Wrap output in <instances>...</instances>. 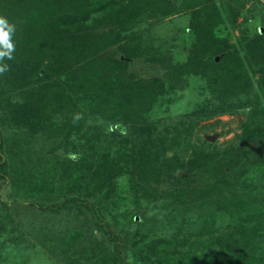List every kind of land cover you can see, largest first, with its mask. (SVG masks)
Returning <instances> with one entry per match:
<instances>
[{
	"label": "trees",
	"instance_id": "16d2710c",
	"mask_svg": "<svg viewBox=\"0 0 264 264\" xmlns=\"http://www.w3.org/2000/svg\"><path fill=\"white\" fill-rule=\"evenodd\" d=\"M0 1L2 16L5 12H18L15 17L36 15L25 18V25L17 30L23 39L13 35L16 47L26 43L21 54L2 62L10 70L0 75V99L7 100L5 107L18 117L14 126L26 128L30 138L38 134L58 139L64 152L70 148L81 152L79 159L53 153L58 171L51 166L39 172L31 162L34 169L19 167L17 178L29 183L38 177L43 193L73 189L82 197L94 195L103 208L112 207L108 210L117 232L100 225L108 239L95 241L85 236L90 225L86 222L67 240L88 239L91 248L68 251L61 264H264V67L240 68V62L245 63L229 42L230 23H212L206 14L199 16L194 10L187 26L174 28L163 42L146 31L120 44L135 31L132 26L120 27L114 17L106 21L116 11L109 0L87 2L85 12L73 11L71 0H59L43 13L38 7L45 0H26L22 12L18 0ZM166 1L144 0L138 10L128 9L129 22H141L137 17H144L146 5L154 7L152 17L180 13L172 9L178 7L172 0L165 9ZM189 2L186 8L199 0ZM209 12L226 14L220 8ZM105 26L114 27L110 33L97 32ZM177 40L185 47L184 61L172 51ZM221 45L236 54L222 73L220 59L211 56L218 54ZM121 47H125L124 57L118 52ZM133 61L137 65L148 62L157 73L137 79L129 71ZM258 71L261 74L255 77ZM198 78L207 85L200 95L194 93ZM28 85L35 89L20 103L10 105L11 92ZM176 90L181 94L191 90L189 95L197 98L193 106L200 113L213 115L243 106L247 116L242 132L225 148L212 147V139L193 131L189 115L176 122L156 118L158 101L172 103ZM5 107L0 103V109ZM76 114L82 118L74 121ZM101 119L111 125L121 123L125 129L108 130L98 123ZM50 176L59 179V184ZM157 199L166 215H151L153 223L159 221L148 228L151 237L135 229L131 247L126 245L123 254V245L118 243L121 233L136 210ZM143 244L148 247L141 248ZM129 255L134 261H127Z\"/></svg>",
	"mask_w": 264,
	"mask_h": 264
},
{
	"label": "rangeland",
	"instance_id": "374dc122",
	"mask_svg": "<svg viewBox=\"0 0 264 264\" xmlns=\"http://www.w3.org/2000/svg\"><path fill=\"white\" fill-rule=\"evenodd\" d=\"M22 4H25L26 0H21ZM92 0H71V9L77 12H85L84 9L87 6V2ZM113 3L116 11H111L106 21H110L114 17L116 21L120 22L125 28H130L135 31V34L128 35L123 38L119 43L124 44L129 39L136 37L138 34L149 32V35L157 42L165 41L169 34H173V29L180 27L183 29L186 27L187 22L190 20V8H186L183 3L178 7L172 9L177 10L180 13L174 14L169 17L149 16L154 12V7L146 5L142 15L137 17L139 23L129 22L131 16L127 14V10L131 11L134 8L137 10L139 6L143 4L144 0H109ZM198 1V0H197ZM201 1V0H200ZM204 1V0H203ZM202 1V2H203ZM2 2V1H0ZM19 2V0H18ZM59 0H45L38 7L39 13H43L45 9L52 8L53 4H58ZM176 0H172L174 4ZM194 2V0H193ZM228 2H231L228 4ZM19 3L16 4L18 6ZM137 4V5H136ZM206 4V2L204 3ZM203 4V5H204ZM210 4V3H209ZM215 4L216 6H212ZM218 4V5H217ZM232 4L231 6H227ZM156 5V3H155ZM205 14L211 19L212 23H230L229 42L232 43L233 48L239 51L240 68L243 66L251 68V66L257 67L259 64L264 67V28L263 31H259L261 27H264V0H213L210 6H206ZM109 8V7H108ZM165 9H169V3L166 1L164 4ZM210 8V9H209ZM216 8V11L220 8V11L226 12L224 16H218L215 12L210 13V10ZM188 9V16L183 15L182 11ZM34 11V12H38ZM3 14V13H2ZM18 12L11 13L6 16L9 23L15 24L16 31L14 35L18 40L23 39V33L19 32L25 25V18H33L36 15L29 14V16L15 17ZM112 14V15H111ZM115 15V16H113ZM159 18V19H158ZM201 17H198V19ZM135 20V19H134ZM236 20V21H235ZM249 20V21H248ZM186 22V23H185ZM35 24V23H34ZM92 24V23H91ZM114 26L100 27L97 32L104 31L110 33ZM217 28V26H215ZM19 30V31H17ZM129 33V32H128ZM259 33V35H258ZM258 35V37H256ZM261 35V36H260ZM246 36L247 38H241ZM171 38V37H169ZM181 39L180 34H177V39ZM12 39L13 36H12ZM104 38H100L102 40ZM107 40V39H106ZM105 40V41H106ZM38 45L37 40H33ZM26 43H20L16 47L13 54H21ZM175 46L172 47V51L176 54V59L181 61L185 60L186 52L185 47L174 41ZM178 44V45H177ZM218 49V54L211 55L215 60H219V71H228L229 64L227 61L236 59V54H231V49L227 45H221ZM218 47H213L216 50ZM30 49V47H27ZM38 49V47H34ZM225 49V50H224ZM39 51V50H38ZM40 49L39 52H41ZM227 53L225 55L224 52ZM119 54L124 57L125 47L118 49ZM38 54V52L36 53ZM41 54V53H40ZM45 53H42V55ZM223 55H225L223 57ZM212 58V59H213ZM218 61V62H219ZM129 71L133 72L137 79L143 77H149L157 73L155 66L148 64H136L134 61L131 63ZM261 74L257 72L255 77ZM198 86L194 90V93L200 95V91L206 90L207 85L202 78H198ZM264 83V77L261 80ZM193 85V81H192ZM35 89L32 85H28L25 89H18L12 91L9 104L14 105L20 103L26 93L29 90ZM200 89V90H199ZM199 90V91H198ZM193 91V90H192ZM238 91H240L238 89ZM191 92V90H188ZM181 90H176L172 95L174 101L169 104V101H162L157 103L158 109L156 110L155 117L162 118L163 121L173 119L175 122L179 121L185 116L189 115V118L193 124V131L198 135H201L203 139L213 140V145L225 148L231 143L238 134L242 132V124L246 119L245 108L236 107L228 108L226 110H220L213 115L208 111L200 113L194 106L197 104V98H193L189 93L181 94ZM194 93H192L194 95ZM5 99V97H3ZM2 99V98H1ZM2 107H5L7 100H1ZM264 101V97H263ZM194 105V106H193ZM13 110L9 111V108L0 109V165L5 164L3 168L0 166V264H61L64 263L63 259L67 257L68 251L91 248V242L88 239L77 238L75 243L67 240V236L71 235L75 231H79L84 224L89 223V231L87 238H93L95 241L107 242L108 237L105 234V227L108 225L112 227V230L117 232L114 219L108 209L110 206L103 208L100 203L95 201V196L91 194L90 198L82 197L73 189H70L66 193L58 192L55 190L53 194H47L40 191L41 180L38 177L29 182L18 179L17 174L20 167H31L33 165L37 167V171L41 172L42 169H50L51 166L55 170L57 167L54 165L56 159H53V153L57 155H65L69 159H79L81 152L78 150L69 149L64 152V149L59 145L58 139L41 138L36 134L33 137H29V132L26 128H18L14 125L18 123V117L11 114ZM195 112L196 115H192ZM17 113V110H16ZM15 113V114H16ZM23 119V118H22ZM2 121V122H1ZM17 122V123H15ZM99 124H104L108 130L124 131L125 127L118 123L111 125L110 123L99 120ZM4 125V126H3ZM26 143L31 147L26 146ZM51 153V154H50ZM171 154V152L169 153ZM26 171V170H25ZM58 171V168H57ZM55 171V175L56 172ZM178 171V170H177ZM21 172V170L19 171ZM54 174V173H53ZM55 184H59V179H55ZM57 178V177H56ZM59 193V194H58ZM47 194V195H46ZM58 195V196H57ZM161 199H157L150 205H146L139 210H136L134 217L131 218L126 225L125 230L121 233V237L118 243L123 245V254L126 250V245H130L131 236L135 229H140L141 232H146L147 237H151L152 233L148 231L150 225L159 221H152L151 215L164 213V209L160 206ZM128 206H131L128 204ZM208 205L203 206L207 207ZM112 209V207L110 208ZM101 213V214H99ZM103 214V215H102ZM157 214V215H159ZM161 215V214H160ZM166 215V214H165ZM87 222V223H86ZM141 223H144L142 226ZM148 239V238H147ZM146 239V240H147ZM146 244H143L141 248H147ZM125 257V256H124ZM56 261L54 262V260ZM128 262L134 261L132 255L127 258Z\"/></svg>",
	"mask_w": 264,
	"mask_h": 264
},
{
	"label": "clouds",
	"instance_id": "9594fccd",
	"mask_svg": "<svg viewBox=\"0 0 264 264\" xmlns=\"http://www.w3.org/2000/svg\"><path fill=\"white\" fill-rule=\"evenodd\" d=\"M16 31L15 24L8 22L6 17L0 15V75L7 73L10 66L7 63H2L5 59H13V53L16 50V45L12 40V36ZM82 117L80 114L74 116V121Z\"/></svg>",
	"mask_w": 264,
	"mask_h": 264
},
{
	"label": "crops",
	"instance_id": "0c3cea01",
	"mask_svg": "<svg viewBox=\"0 0 264 264\" xmlns=\"http://www.w3.org/2000/svg\"><path fill=\"white\" fill-rule=\"evenodd\" d=\"M171 0H168V2H170ZM212 1L213 0H204L203 2H202V0L200 1L199 0V3H197V4H195L193 7H191L190 8V13H189V11H188V9H186V11H182V13H183V15L184 14H186L187 16H188V13H189V16L191 17L190 19H192V11L194 12V10H196L199 14H201V15H199V16H203L202 14H205V9L203 8V7H206V6H208V4L209 3H212ZM19 2H21V5H19L18 7L20 8V10H19V12H22L23 11V9H24V7H23V4H22V1L21 0H19ZM206 2V4H204ZM181 3H183L184 4V6H187V4H189L190 2H189V0H176V2H175V4L177 5V6H179ZM204 4V5H203ZM228 4H229V2H228ZM203 8V9H202ZM8 14V12H5V15H7ZM177 14V13H176ZM175 14V15H176ZM174 15V16H175ZM5 17V16H4ZM197 17V19H198V16H196ZM196 19V20H197ZM186 23V22H185ZM187 24H188V22H187ZM187 26V25H186ZM262 28H264V27H261L260 29H259V31H263V29Z\"/></svg>",
	"mask_w": 264,
	"mask_h": 264
},
{
	"label": "water",
	"instance_id": "95a60500",
	"mask_svg": "<svg viewBox=\"0 0 264 264\" xmlns=\"http://www.w3.org/2000/svg\"><path fill=\"white\" fill-rule=\"evenodd\" d=\"M183 173L181 172V175H182Z\"/></svg>",
	"mask_w": 264,
	"mask_h": 264
}]
</instances>
